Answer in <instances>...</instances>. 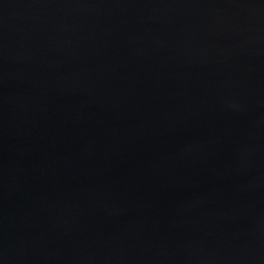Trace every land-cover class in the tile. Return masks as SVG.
<instances>
[{
	"label": "water",
	"instance_id": "obj_1",
	"mask_svg": "<svg viewBox=\"0 0 264 264\" xmlns=\"http://www.w3.org/2000/svg\"><path fill=\"white\" fill-rule=\"evenodd\" d=\"M0 264H264V0H0Z\"/></svg>",
	"mask_w": 264,
	"mask_h": 264
}]
</instances>
